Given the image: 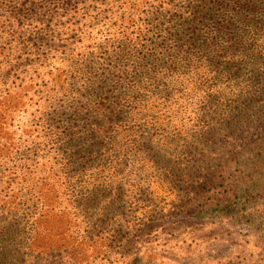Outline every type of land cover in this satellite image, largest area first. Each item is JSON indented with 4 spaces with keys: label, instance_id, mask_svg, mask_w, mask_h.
<instances>
[{
    "label": "rangeland",
    "instance_id": "374dc122",
    "mask_svg": "<svg viewBox=\"0 0 264 264\" xmlns=\"http://www.w3.org/2000/svg\"><path fill=\"white\" fill-rule=\"evenodd\" d=\"M34 1L0 37V264H264L258 13L212 60L182 19L199 0L141 14L138 44L108 40L110 0Z\"/></svg>",
    "mask_w": 264,
    "mask_h": 264
},
{
    "label": "trees",
    "instance_id": "16d2710c",
    "mask_svg": "<svg viewBox=\"0 0 264 264\" xmlns=\"http://www.w3.org/2000/svg\"><path fill=\"white\" fill-rule=\"evenodd\" d=\"M69 0H65V3ZM181 2H177L176 0H110L112 4L117 5L118 9L112 6L111 10H109L106 17H109L110 21L109 25L111 29H107L105 35L108 40H121L123 42H127L128 44H138L139 41L143 38L142 26L144 25L142 18L140 17L143 13L153 12L152 8H156L154 12L159 9H168L169 11L175 10L176 12L179 9V6L187 1L191 0H180ZM185 1V2H183ZM21 2H35L34 0H0V37L5 38L4 35H10L12 38H8L7 40H13L16 38V35L19 31V28L16 24L20 21L22 22L25 15H23L18 4H22ZM79 2V0H77ZM150 3V4H149ZM39 4V2H38ZM189 12H184L182 15V19L185 23H190L192 21L197 20L200 24H203V27L200 29L198 27H191L189 38V44L193 45L195 48L201 50H208L207 52L213 58L212 60L217 59L218 57H222L223 54L228 52V47L226 46V42L236 41L232 40L227 33L226 26L237 24V22L241 19L245 12L249 14L258 13V23L261 20H264V0H199V3L194 7L190 8ZM17 10V11H16ZM79 9L77 7L74 8L73 14L76 15ZM163 11V10H162ZM22 16V18H21ZM87 14L85 17L87 18ZM93 22L96 17L90 16ZM208 22H207V21ZM246 21V20H244ZM108 24V23H105ZM108 25V26H109ZM249 25H253L249 24ZM168 34L170 36H174L173 32L169 31ZM186 36V35H185ZM164 40H172L170 37H164ZM238 39V38H237ZM6 44V42H3ZM5 49V47L1 48ZM264 50V49H262ZM183 50H178V53H181ZM260 52V51H259ZM188 59V58H186ZM221 63V62H219ZM222 64V63H221ZM174 68H179L177 65H173ZM203 64H196L194 70L196 72L203 69ZM66 70L55 71L53 77H51L52 88L55 95L61 94L64 98L71 100L74 102L77 100L76 93L77 90L74 86H70V84L66 81L68 78V74H65L64 79L62 78L64 72ZM124 73V71H122ZM24 82V78L19 83L21 86ZM68 85V86H67ZM67 86V87H66ZM136 84H131L133 89L136 88ZM2 94H0V97ZM119 95V96H118ZM10 91L5 92L4 97H9ZM110 95L108 94V97ZM120 98L124 100L123 93L117 94L115 98ZM179 97L177 98V100ZM78 103L84 101L81 97H78ZM104 100L97 102L96 104L84 103L80 104L82 109L87 108V104L92 108L93 113L90 114L95 119H99V114L102 113L104 108ZM121 101V100H120ZM127 102V100H124ZM121 103V102H117ZM87 114H89V109L87 108ZM114 113V112H112ZM113 117L115 114H112ZM91 132L93 134L102 133V128L95 122L92 126ZM33 224V222H32Z\"/></svg>",
    "mask_w": 264,
    "mask_h": 264
}]
</instances>
